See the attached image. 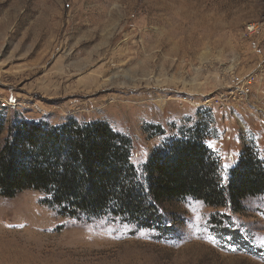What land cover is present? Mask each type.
Returning a JSON list of instances; mask_svg holds the SVG:
<instances>
[{
  "label": "rangeland",
  "instance_id": "374dc122",
  "mask_svg": "<svg viewBox=\"0 0 264 264\" xmlns=\"http://www.w3.org/2000/svg\"><path fill=\"white\" fill-rule=\"evenodd\" d=\"M1 118L105 120L139 170L202 128L223 182L245 148L264 169V0H0ZM46 198L0 195V264H264V193L167 202L157 228Z\"/></svg>",
  "mask_w": 264,
  "mask_h": 264
},
{
  "label": "trees",
  "instance_id": "16d2710c",
  "mask_svg": "<svg viewBox=\"0 0 264 264\" xmlns=\"http://www.w3.org/2000/svg\"><path fill=\"white\" fill-rule=\"evenodd\" d=\"M6 130V135L3 136ZM204 129L156 148L139 170L130 137L105 120L49 123L0 119V195L41 191L45 203L71 216L113 214L140 226L160 227L164 203L192 197L209 206L242 209L264 193V169L244 152L223 182L219 157Z\"/></svg>",
  "mask_w": 264,
  "mask_h": 264
},
{
  "label": "built area",
  "instance_id": "2783aa9c",
  "mask_svg": "<svg viewBox=\"0 0 264 264\" xmlns=\"http://www.w3.org/2000/svg\"><path fill=\"white\" fill-rule=\"evenodd\" d=\"M248 29H252V28L249 27ZM233 83L235 84L237 91H241L242 93L246 94L250 90L249 84L252 83V81L251 78H246L244 80L235 78L233 79Z\"/></svg>",
  "mask_w": 264,
  "mask_h": 264
}]
</instances>
